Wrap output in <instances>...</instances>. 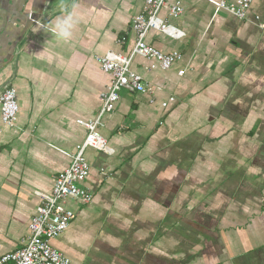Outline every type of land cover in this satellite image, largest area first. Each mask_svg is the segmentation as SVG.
Segmentation results:
<instances>
[{
    "label": "crops",
    "instance_id": "1",
    "mask_svg": "<svg viewBox=\"0 0 264 264\" xmlns=\"http://www.w3.org/2000/svg\"><path fill=\"white\" fill-rule=\"evenodd\" d=\"M220 1L182 0L169 21L176 40L147 34L182 61L160 72L134 57L131 70L153 93L122 91L100 129L107 152L85 151L82 186L93 199L69 201L75 217L51 241L70 264H264V28L255 20L264 24V0L242 21ZM142 8L0 0V93L14 88L19 106L14 129L0 118V257L21 247L38 194L51 193L70 165L64 152L86 137L78 122L100 109L110 77L95 58L130 55ZM68 15L75 26L64 40L55 26Z\"/></svg>",
    "mask_w": 264,
    "mask_h": 264
},
{
    "label": "built area",
    "instance_id": "2",
    "mask_svg": "<svg viewBox=\"0 0 264 264\" xmlns=\"http://www.w3.org/2000/svg\"><path fill=\"white\" fill-rule=\"evenodd\" d=\"M254 0H221L217 7L228 12L239 20L247 18V12ZM163 9L167 11V17L161 18ZM184 12L182 0H143V8L140 14L132 19L131 30L135 35V45L129 56L108 52L96 57V62L102 72L110 77L109 85L103 91L99 100L100 109L93 120L79 121L86 131L84 141L72 152H64L70 158V165L60 172L53 180L51 193L38 194L40 203L28 225V236L22 241V245L14 252L2 255L0 264H70V260L57 251L51 241L64 233L75 214L67 207L69 201L87 205L93 195L82 184L88 178L90 165L85 158L87 149L107 152V141L100 134L105 116L114 111L115 105L120 99L122 91L130 93H149L153 90L144 83L143 78L131 70V64L135 56H140L151 62L150 69L160 72L170 71L175 65L181 63L182 54L179 52L163 53L146 42L150 31H158L167 37L176 40L178 29L169 23L178 19ZM261 29L264 24H259V17H255ZM185 70H180L177 75L182 77ZM173 103L175 100H169ZM153 104L154 100L151 99ZM163 108L168 103L161 105ZM19 106L16 90L6 88L0 93V118L1 122L15 128Z\"/></svg>",
    "mask_w": 264,
    "mask_h": 264
},
{
    "label": "clouds",
    "instance_id": "3",
    "mask_svg": "<svg viewBox=\"0 0 264 264\" xmlns=\"http://www.w3.org/2000/svg\"><path fill=\"white\" fill-rule=\"evenodd\" d=\"M59 22L55 26L57 35L64 40H70L73 34L75 22L72 15L64 18H58Z\"/></svg>",
    "mask_w": 264,
    "mask_h": 264
}]
</instances>
